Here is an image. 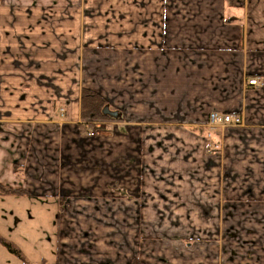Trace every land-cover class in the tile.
I'll use <instances>...</instances> for the list:
<instances>
[{
	"label": "crops",
	"instance_id": "0c3cea01",
	"mask_svg": "<svg viewBox=\"0 0 264 264\" xmlns=\"http://www.w3.org/2000/svg\"><path fill=\"white\" fill-rule=\"evenodd\" d=\"M73 7L88 14L86 41L79 17L67 24ZM82 45L111 56L107 106L120 113L93 136L80 117ZM212 112L241 125L211 133ZM0 185L28 193L0 195L8 235L21 223L11 199L45 225L46 259L26 264H150L156 228L174 263L185 237L264 241V0H0ZM195 216L200 235L179 234ZM13 260L0 245V264Z\"/></svg>",
	"mask_w": 264,
	"mask_h": 264
},
{
	"label": "rangeland",
	"instance_id": "374dc122",
	"mask_svg": "<svg viewBox=\"0 0 264 264\" xmlns=\"http://www.w3.org/2000/svg\"><path fill=\"white\" fill-rule=\"evenodd\" d=\"M68 15V21H72L73 18L79 17V21H81V35L83 37V41H86L85 39V32L82 31L86 25L83 24V22H88V18L86 16L88 15L84 9L79 7H73V8H67ZM68 31V27H67ZM67 35L68 32H67ZM70 35H73L71 33ZM69 42L73 44V40L69 39ZM93 42V41H91ZM81 58H82V70L80 72V80L82 82V86L79 90V103H80V94L82 89H87L89 91L94 92L95 94L99 95L105 105H108V100L106 98L107 94V87H106V75H107V64L111 61V56H107V53L105 52L104 48L97 49V52H94V54L90 51V48H87V46L82 45L81 46ZM121 59L122 56L115 55L114 56V63H115V69L116 66L121 65ZM115 86H117V83L115 82ZM110 104V103H109ZM112 106V105H111ZM119 104L115 105V108L118 107ZM109 118L105 117V119L102 120H91L84 123L81 120L82 127L84 126V130L87 131V134L91 132L93 135L101 134L105 132L106 122ZM207 129L209 132L214 133L219 129L222 128H216L214 131H210V127L207 123ZM92 135V136H93ZM90 136V135H89ZM206 139L212 141L211 148L214 151H217L219 149V145H217L215 142V138L208 133L206 134ZM153 141V139H160V142H165V140L171 138V137H146V140ZM173 139V138H172ZM186 136H178L177 137V143H185L187 140ZM159 143V142H158ZM182 160H179V166L178 171L176 174L183 175L185 169L183 167ZM175 173V172H174ZM3 187L2 185H0ZM5 188V187H3ZM8 189V188H6ZM13 190V189H11ZM15 190H21V189H15ZM24 191V190H22ZM25 192V191H24ZM25 200H15L11 199L4 203L3 205L9 206L13 213L21 220L20 225L17 227V232L11 235H8L7 228L10 226L15 225L14 219L11 216L8 217H0V234L5 235L7 239H5L8 242L13 243L14 245L20 244L23 246V256L26 261L35 262L37 259L45 258V250L46 247H41L42 243L38 242L39 240L37 237L41 234V232L44 230L45 225L43 221L36 220L32 222V220H29V216L32 215V213H29L26 209ZM2 209V205L0 206V212ZM199 216H195L193 221V225H191V230H187L190 227L180 230L178 233L188 236H194V235H200L201 229V223L199 221ZM179 225L183 228H185L186 223L183 221L182 223H179ZM172 233H174L172 230H168ZM229 231V230H228ZM28 232V234H26ZM169 234V232H164V229H162L161 232H158V229L152 231V232H145V240H146V247L144 249L145 256L148 260V263L150 264H158L157 261L163 262V264H264V241L257 242V243H250V241H240L237 239V234L233 232H227V236H223L222 234L219 236L217 242V246H210L209 248L203 245H199L196 243V238H192L193 240H190L189 238L185 237L183 239L182 248L176 249L183 255L184 261L175 260V263L173 260L175 259L173 256L176 252V250L173 248V242H171L169 239L165 238V234ZM229 233V234H228ZM238 233V232H237ZM26 234V235H25ZM229 235V236H228ZM228 237V238H227ZM3 238V237H2ZM27 239L28 241H24ZM225 238V240L223 239ZM4 239V238H3ZM155 239H161L159 245H153L149 244L148 240H155ZM13 241V242H12ZM36 244V246H33V244ZM214 243V242H213ZM136 250V248H134ZM109 250V249H108ZM113 254H115L116 249H112ZM119 255L120 253L117 252ZM137 259V258H134ZM133 259V260H134ZM132 260V261H133ZM139 260V259H138ZM14 263L15 264H22V262L14 257ZM140 261V260H139ZM141 262V261H140ZM142 263V262H141ZM132 264V263H131ZM144 264V263H142ZM162 264V263H160Z\"/></svg>",
	"mask_w": 264,
	"mask_h": 264
},
{
	"label": "trees",
	"instance_id": "16d2710c",
	"mask_svg": "<svg viewBox=\"0 0 264 264\" xmlns=\"http://www.w3.org/2000/svg\"><path fill=\"white\" fill-rule=\"evenodd\" d=\"M227 5L230 7L233 4V0H225ZM103 99L92 91L87 89H82L80 94V117L81 120L86 123L91 120H102L105 119L102 111L104 107ZM83 129L84 126H83ZM0 195L7 196H28V193L22 190H11L0 186ZM0 245L5 248V250L12 256L19 259L23 264L25 263V258L21 251L11 242L6 241L0 236ZM132 264H142L138 259H134Z\"/></svg>",
	"mask_w": 264,
	"mask_h": 264
},
{
	"label": "built area",
	"instance_id": "2783aa9c",
	"mask_svg": "<svg viewBox=\"0 0 264 264\" xmlns=\"http://www.w3.org/2000/svg\"><path fill=\"white\" fill-rule=\"evenodd\" d=\"M247 84L249 86H258L255 79L249 80ZM208 125L210 131H214L216 128L238 127L241 125V118L233 114L212 112L208 117ZM89 135L92 136L93 134L90 132Z\"/></svg>",
	"mask_w": 264,
	"mask_h": 264
},
{
	"label": "water",
	"instance_id": "95a60500",
	"mask_svg": "<svg viewBox=\"0 0 264 264\" xmlns=\"http://www.w3.org/2000/svg\"><path fill=\"white\" fill-rule=\"evenodd\" d=\"M103 115L105 117H110L113 119H119L120 118V113L117 111H110L108 106H105L103 111H102Z\"/></svg>",
	"mask_w": 264,
	"mask_h": 264
}]
</instances>
